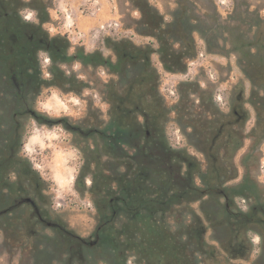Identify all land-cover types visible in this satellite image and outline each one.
<instances>
[{"label": "rangeland", "instance_id": "rangeland-1", "mask_svg": "<svg viewBox=\"0 0 264 264\" xmlns=\"http://www.w3.org/2000/svg\"><path fill=\"white\" fill-rule=\"evenodd\" d=\"M20 1L28 3L31 0ZM45 1L50 5V21L44 23L43 27L50 36L67 34L72 41L69 53L83 46L87 52L100 49L106 57L117 58L115 52L106 46L98 47L96 44L93 51L86 50L81 44L86 36L80 31L76 17L90 21L93 26L90 34L99 40L108 36L130 39L137 45H151L156 50L150 60L157 71V89L166 108L159 130H162L171 148L187 156L185 169L189 167L194 171L191 182L204 186L202 175L208 172L214 176L221 167L227 175L232 170L237 171V176L228 179L224 187L234 185L243 179L246 173L243 159L251 153L257 156V161L250 158L257 165L253 175L264 186V137L254 132L257 112L252 102L254 98L257 99L255 92L264 96V0H147L163 17V27L170 30L167 38L174 49L187 53V42H192L195 54H188L184 58L183 70L170 69L162 61L157 51L160 41L157 36L144 34L149 30L140 23L142 13L134 0ZM6 5L17 9L26 21L39 22L36 10L13 0H0V15ZM64 6L75 10V15H72L75 20L66 26L69 28L60 27L65 23V17L60 12ZM112 21L119 23L118 30L109 33L100 29L102 24ZM38 57L43 77L50 78L48 52L40 50ZM63 69L67 75L75 74L86 84L81 92L69 91L62 86H45L39 92H30L27 84L19 82L18 78L9 82L7 73L12 68L0 63V146L4 143L5 131L10 132L13 127L21 129L20 157L21 160L27 159L35 173L41 176L43 194L48 200L46 207L51 215L58 216L59 221L77 236L90 242L95 240L100 217L95 204L98 196L90 189L92 173L86 176L82 173L87 165L83 149L93 145L88 130L90 127L106 126L111 118L112 104L104 96L106 84L113 80L123 91L129 78L139 70L132 68L131 76H122L103 66L85 67L80 62L64 64ZM25 88L23 93L21 90ZM15 92L22 93L24 102L15 101ZM210 96L214 105L212 110L206 112L203 100L211 103ZM30 107L51 117L66 118L68 125L65 121L52 126L39 124L23 112ZM215 108L228 118L232 117L233 109L247 111L244 123L234 127L243 132L241 145L233 152L231 150L232 158H227L224 154L227 150L222 148L220 157L223 159L215 161L217 165L210 163L207 153L210 151L214 155L218 142L215 149L208 150V143L205 145L204 140H200L192 126L197 121L214 118ZM17 111L20 113L17 114ZM143 119V115L139 114V120ZM103 159L109 160L108 156ZM91 166L93 170L95 164ZM118 170L124 171V167L120 166ZM16 175H12L14 181L19 182L20 177ZM27 177L22 184L28 183ZM22 184L20 190L23 196L38 198L34 189L29 190ZM8 189L7 186L2 192L10 196ZM8 195L7 201L0 204V210L10 203L11 197L8 198ZM227 197L229 201L233 200L234 204L230 203L229 208L234 212L242 209L250 215L247 225H241V228L236 226L237 230L233 231L231 225L225 222L227 199L210 195L175 205L167 212L170 228L179 232L183 230L182 240L190 241L192 249H195L197 264H228L230 258H236L233 261L235 264H259L260 259L264 260V223L250 224L253 213L250 207L254 199L235 195L231 190ZM35 219L34 224H30V221L28 227L21 229L17 235L19 238L16 235L13 238L11 235L8 237L0 218V264L67 263L68 253L57 251L53 244L49 246V257L41 251L38 254L40 248H45V242L41 244L40 239H54L59 232L53 223ZM197 240L201 243L199 250ZM238 242H243L247 247L236 246ZM82 248L84 258L80 260L77 257L72 264H112L108 249L104 250L102 245L95 250L87 246ZM135 259L134 255H130L128 264H134Z\"/></svg>", "mask_w": 264, "mask_h": 264}, {"label": "trees", "instance_id": "trees-1", "mask_svg": "<svg viewBox=\"0 0 264 264\" xmlns=\"http://www.w3.org/2000/svg\"><path fill=\"white\" fill-rule=\"evenodd\" d=\"M13 2H22V6L28 5L36 10L39 22L26 21L17 9L12 8L5 9L0 15V63L12 68L7 73L9 82L18 78L19 82L27 84L30 92H39L45 86H62L69 91L81 92L86 84L77 79L75 74L67 75L63 69L64 64L80 62L85 67L103 66L122 76H131L132 68L139 70L129 78L123 91L113 80L106 84L104 96L112 104L111 118L106 126L90 127L88 130L93 145L83 149L87 165L82 173L85 176L92 173L93 184L90 189L98 196L95 204L100 217L96 231L99 240L95 245H88V248L95 250L102 245L104 250L108 249L112 264H128L130 255L135 256L136 264H197L195 249H192L190 241L182 240L183 230L182 233L173 231L167 220V212L175 205L210 195L225 197L231 190L235 195L253 198L251 216L264 218V186L253 175V170L257 167L254 161L257 156L251 153L243 159L246 168L243 179L234 185L224 187L228 179L237 176V171L232 170L227 175L221 167L214 176L208 172L202 175L204 186L191 182L194 180V171L189 167L185 169L187 156L171 148L164 133L159 130L166 108L157 89V71L150 60L151 54L156 51L151 45L141 46L130 39H113L108 36L98 40L97 45L112 49L116 60L106 57L100 49L87 52L83 46L69 53L72 47L70 37L67 34L50 36L43 27L44 23L50 21V5L45 0ZM134 3L142 13L140 23L149 30L144 34L157 36L160 41L157 51L162 61L170 69H185L184 58L188 54H195L192 42H187V53L174 49L167 38L170 30L163 27V17L156 8L147 0H134ZM40 50L47 51L50 56V78L43 77L38 57ZM21 91L24 93L26 88ZM254 96L257 98L252 100L257 112V127L254 132L263 138L264 96H260L258 92ZM14 99L24 102L23 95L19 92L14 93ZM209 99L211 103L203 100L206 112L212 110L214 105L211 96ZM23 112L39 124L52 126L65 121L68 125L66 118L51 117L33 107L25 108ZM232 113L234 116L228 118L215 108L214 118H206L205 121L200 120L192 125L200 140H204L205 145L208 143V150L215 149L218 142V150L214 151L216 153H207L212 164L217 165L215 161L223 159L220 157L222 148L227 150L224 151L225 156L232 158L231 150L233 152L242 143L243 132L234 127L244 123L247 111L237 108ZM139 114L143 115V121L139 120ZM10 130L5 131L4 143L0 146V204L7 201L8 194L2 192L7 186L10 192L8 198L11 197L8 206L0 210V218L8 237L11 235L14 238L16 235L19 238L17 235L23 227H28L30 221V224H34V219L37 218L35 220L40 222L53 223L59 232L54 239H40L41 244L45 242V248H40L38 254L41 251L44 256L49 257V246L53 244L57 251L68 253L66 264H72L77 257L82 260L85 256L82 246L86 245L79 243V236L59 221L58 216L51 215L50 209L46 207L48 200L43 194L41 176L35 173L27 159L21 160L22 131L18 127ZM104 156H108L109 162L103 159ZM92 163L95 164L93 170ZM120 166L124 167V171L118 170ZM226 168L230 170L229 166ZM15 172L20 177L19 182L14 181L15 177L12 175ZM25 176H28L27 185L22 184ZM21 184L29 190L34 189L38 198L23 196ZM14 191L16 192L13 193ZM232 201L230 199L229 202L234 204ZM225 209V222L231 225L233 231L237 230L236 226L241 228V225L249 223L250 215L246 211L239 209L236 213L229 206ZM199 246L201 243L197 240V247ZM199 249L200 247L197 250Z\"/></svg>", "mask_w": 264, "mask_h": 264}, {"label": "crops", "instance_id": "crops-1", "mask_svg": "<svg viewBox=\"0 0 264 264\" xmlns=\"http://www.w3.org/2000/svg\"><path fill=\"white\" fill-rule=\"evenodd\" d=\"M60 12L62 13L63 17H65V20H64L65 23L63 26H60L61 28H63L64 26L66 27L67 24H72V22L75 20V17H73L75 15L74 9H67V7L64 6L62 7ZM76 20L78 21V27L80 28V31L84 33L86 36L84 43H81V44L85 46L86 50L93 51L99 39L95 35L90 34V31L93 29V26L90 25L91 22L80 19L79 17H76ZM66 28H69V27H66Z\"/></svg>", "mask_w": 264, "mask_h": 264}, {"label": "flooded vegetation", "instance_id": "flooded-vegetation-1", "mask_svg": "<svg viewBox=\"0 0 264 264\" xmlns=\"http://www.w3.org/2000/svg\"><path fill=\"white\" fill-rule=\"evenodd\" d=\"M8 7H10V6H8V5H6V9H8ZM225 198L227 199V206H230V202H229V197H227V196H225ZM251 224H262V223H264V218H262V219H258L256 216H252L251 217ZM238 237V236H237ZM80 238V237H79ZM98 240H99V236H98V233H96L95 234V240L94 241H90V242H88V241H85V240H83L82 238H80V244L82 245H86V246H88V245H90V246H92V245H95L97 242H98ZM239 246L240 247V245L242 246V247H247L246 246V244L244 245V243L243 242H238L237 244H236V246ZM241 247V248H242ZM236 258H230L229 260H230V263H228V264H235V262L233 263V261L235 260ZM259 264H264V260L263 259H260L259 260Z\"/></svg>", "mask_w": 264, "mask_h": 264}, {"label": "built area", "instance_id": "built-area-1", "mask_svg": "<svg viewBox=\"0 0 264 264\" xmlns=\"http://www.w3.org/2000/svg\"><path fill=\"white\" fill-rule=\"evenodd\" d=\"M118 26H119L118 22L112 21L107 24H102L100 26V29L104 30L105 32L113 33L114 31L118 30L119 28Z\"/></svg>", "mask_w": 264, "mask_h": 264}]
</instances>
